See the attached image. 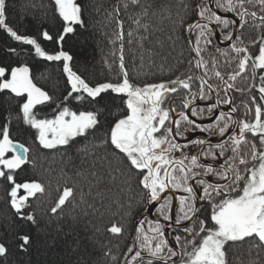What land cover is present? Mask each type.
Listing matches in <instances>:
<instances>
[{
  "label": "snow or ice",
  "instance_id": "6c2138e0",
  "mask_svg": "<svg viewBox=\"0 0 264 264\" xmlns=\"http://www.w3.org/2000/svg\"><path fill=\"white\" fill-rule=\"evenodd\" d=\"M131 2L137 4L138 0ZM212 3L213 0H192V15L196 19L185 28L187 32L195 33L194 46L190 49L195 55L189 63H194L196 70H203L202 74L140 86L130 80L125 69L123 45L119 58L123 79L90 85L70 67L73 57L68 52L60 50L50 54L36 39L20 35L9 26L6 0H0V29L15 41L31 45L36 56L47 61H62L70 86L63 100L87 101L90 106L85 110H73L62 102L53 110L52 118H39L37 106L46 105L52 97L34 82L27 66H0V92L7 91L22 99L19 110L23 122L35 130L39 145L44 149H59L70 146L77 138L87 139L89 135L102 132L101 143L119 156L129 171L135 170L145 204L158 205V219H142L135 228L134 239L139 249L128 248L131 255L125 264H176L172 258L178 253L170 246L165 233L166 227L173 226L177 231L183 230V235L174 236L176 246L181 249V264H227L229 242L251 239L256 241L257 247H264V103H257L253 96L254 118L237 120L234 114L238 109L229 95L234 88V83L229 81L234 82L251 67L253 77L257 70L260 72L261 83L257 91L260 100L264 101V34L258 38V52L233 42L241 40L234 32L236 25L243 29L251 21L257 28L264 29V0H214V6H210ZM249 5H258L259 12L250 11ZM54 6L63 22L62 32L56 38V42L62 44L68 34L75 32L76 25L84 27L82 6L77 0H54ZM217 9L232 13L233 18L219 15ZM217 29L220 38L230 42L231 52L235 53L233 59L238 58L237 70L231 73L219 71L215 57L210 69L209 61L204 58V53L213 45ZM43 38L54 39L47 31ZM117 38L123 40V33ZM9 51L15 52V49ZM216 51L221 55L228 54L218 47ZM209 71L218 84L210 82ZM194 80L199 81L195 92L192 91ZM181 89L185 90L181 98L183 110L177 112L171 101L164 107L170 95ZM116 97L121 98L125 107L119 118L109 119L110 105ZM198 101L207 102L206 107H198ZM222 106H227V110ZM245 108L249 105L245 104ZM188 113L197 119L207 115L212 122L207 125L197 123V119H191ZM188 131L228 138L216 144L205 138L178 143L175 138ZM249 133L251 140L247 138ZM241 145L248 148L243 155ZM193 148H196L195 152H192ZM29 151L24 144L11 138L7 123L0 127V178L12 185L9 192L11 207L22 219L35 223L34 216L24 215L22 209L29 197L44 192V186L37 181L17 183L14 178L16 170L28 162ZM201 157H204L203 161ZM221 158L224 162L219 164ZM206 178H212L214 182ZM20 189L25 195L18 196ZM170 192L181 195L169 196ZM72 195L73 190L65 187L51 211L57 212ZM174 201H178V205ZM198 201L210 205V212L203 218L204 209L198 206ZM146 222L149 225L147 232L144 229ZM108 230L113 234L122 233V228L115 224ZM21 240L22 249L30 244L28 235L22 236ZM6 254L7 248L0 244V256Z\"/></svg>",
  "mask_w": 264,
  "mask_h": 264
},
{
  "label": "trees",
  "instance_id": "16d2710c",
  "mask_svg": "<svg viewBox=\"0 0 264 264\" xmlns=\"http://www.w3.org/2000/svg\"><path fill=\"white\" fill-rule=\"evenodd\" d=\"M77 2L82 6L84 27L76 25L75 32L68 34L62 44H58L56 38L62 32L63 22L55 12L52 0H6L7 23L18 34L36 39L42 49L50 54L60 50L68 52L73 57L69 62L70 67L90 85L123 79L119 68L121 45L125 69L134 84L143 86L146 83L198 75L194 63H189L193 55L185 30L186 25L196 19L192 15V0H138L137 4L131 0ZM210 6H214V0ZM248 7L250 11L259 12L258 5ZM217 13L233 18L232 13H224L219 9ZM45 31L54 39L45 40ZM121 32L123 40L117 38ZM234 32L241 40L233 42L241 47H249L251 52H258V38L264 34V29L257 28L250 21L243 29L236 25ZM190 39L194 46L195 33H191ZM252 41H257V44L253 45ZM229 44L220 38L217 29L213 45L204 53L210 69L211 60L215 57L217 69L222 73L237 70L238 58L233 59L235 53L231 52ZM217 47L228 54L221 55L216 51ZM9 49H15V52ZM0 66H27L34 82L52 97L46 105L37 106L39 118H52L55 114L53 110L62 102L73 110L90 108L87 101L78 102L72 98L63 100L70 86L63 72L62 61H47L36 56L31 45L15 41L3 29H0ZM259 75L257 70L253 77L249 67L247 73L237 77L234 82L229 81L234 83L229 95L238 109L235 114L239 120L251 121L254 118L255 106L251 104L253 96L257 103H264L257 91L261 83ZM209 76L211 83H219L211 71ZM198 86L199 81L194 80L192 91H197ZM183 95V89L171 94L164 107H168L171 101V106L177 112L183 110ZM22 102V99L7 91L0 92V127L7 123L11 138L30 149L28 162L14 174L15 181H37L45 190L29 197L22 209L24 215L34 216L33 223L22 219L11 207L9 192L12 185L0 178V244L7 248V254L0 256V264H125L131 255L128 254V248L139 249L134 239L138 220L153 221L155 217L158 218L152 204L146 205L143 200L135 170L129 171L120 157L101 143L102 132L95 136L89 135L87 139L77 138L70 146L59 149L42 148L35 139V130L23 122L19 110ZM206 103L198 101V107H206ZM245 104L249 105L251 112L245 108ZM124 107L121 98H114L109 119L119 118ZM222 108L226 109L227 106ZM188 114L191 119L195 118ZM198 120L203 121L204 125L206 121H211L207 115ZM190 133L185 132L184 136L175 139L177 142L191 139ZM214 138L215 141L223 139L218 136ZM247 138L252 139L250 133ZM241 149V155L248 151L244 145H241ZM223 162L221 158L219 163ZM65 187L71 188L73 195L53 213L51 208ZM18 192V196L23 194L22 189ZM174 202L178 205V201ZM203 203L201 218L210 212V205L205 201ZM113 224L122 228L121 234H113L108 230ZM148 227L146 222V232ZM176 234L183 235V231H171L168 241L181 253L174 239ZM24 235L30 237V244L22 249L21 237ZM226 260L227 264H264V247H257L256 241L251 239L229 242ZM176 264H181V261Z\"/></svg>",
  "mask_w": 264,
  "mask_h": 264
},
{
  "label": "flooded vegetation",
  "instance_id": "af4514ba",
  "mask_svg": "<svg viewBox=\"0 0 264 264\" xmlns=\"http://www.w3.org/2000/svg\"><path fill=\"white\" fill-rule=\"evenodd\" d=\"M213 102H214V100H213ZM198 103V102H197ZM224 110H227V108L225 109V108H223ZM195 119V118H194ZM239 120V119H238ZM212 121H206V123H205V125H207V124H209V123H211ZM197 123H200V124H203V121H201V120H198L197 119ZM237 131H238V129H237ZM189 136H190V138L191 139H189V138H187V139H185L184 141H179L178 143H181V144H186V143H188V141L189 140H192V139H196V138H205V139H207V140H209L212 144H216L217 142H220L222 139H220V140H218V141H215L214 139V136H212V135H209L208 133H201V132H199V131H191V133L190 134H188ZM227 138V137H226ZM226 138H223V140H225ZM185 151H188V149H185ZM196 151V148H193L192 149V152H195ZM230 153V152H229ZM201 160L203 161L204 160V157H201ZM220 164V163H219ZM219 164H216L215 166H219ZM222 164V163H221ZM206 179H209L210 180V182H214V181H212V178H206ZM168 195H170V196H175L176 197V195H181V193H179V192H175V193H168ZM201 203H202V205L204 204L203 203V201H201ZM156 219H158V218H155V219H153V221L154 220H156Z\"/></svg>",
  "mask_w": 264,
  "mask_h": 264
},
{
  "label": "water",
  "instance_id": "95a60500",
  "mask_svg": "<svg viewBox=\"0 0 264 264\" xmlns=\"http://www.w3.org/2000/svg\"><path fill=\"white\" fill-rule=\"evenodd\" d=\"M237 28H238V26H237ZM190 35H191V33H189V32H188L187 35H186V39H187V42H188L189 50L193 47V46H192V43H189V41H191V39H190ZM190 52H191V51H190ZM191 53H192V55H193V57H194L195 54H194L193 52H191ZM197 71H198V70H197ZM199 74H202V71H201V70L198 71V75H199ZM234 118L238 120V118L236 117L235 114H234ZM227 138H228V137H227ZM227 138H226L225 140H227ZM217 167H219V166H217ZM197 203H198V206L202 207V203H201V201H198ZM139 221H140V220H138L137 224L139 223ZM189 226H191V225H189ZM166 228L171 229V230H174V231L177 232V228H176V226H173V227H166ZM165 230H166V229H165ZM179 231H183L182 228H181ZM166 239L168 240L167 236H166ZM173 248H174V247H173ZM174 249H175V248H174ZM175 251L178 253V255H177L178 258H177V260H175V262L178 263V262L181 261L182 256H181V253H180L179 250L177 251V250L175 249Z\"/></svg>",
  "mask_w": 264,
  "mask_h": 264
},
{
  "label": "rangeland",
  "instance_id": "374dc122",
  "mask_svg": "<svg viewBox=\"0 0 264 264\" xmlns=\"http://www.w3.org/2000/svg\"><path fill=\"white\" fill-rule=\"evenodd\" d=\"M52 1L54 2V0H52ZM235 115H236V114H235ZM236 117L238 118V116H236ZM22 191H23V194H22V195H25V192H24L23 189H22ZM18 193H19V192H18ZM22 195H19V196H22ZM152 206L154 207L155 210H156V208L158 207V205H152ZM202 206H203V205H202ZM155 207H156V208H155ZM155 218H157V217H155ZM155 218H154V219H155ZM165 229H166V230H165V233H166L167 238H168V233L170 234L171 231L174 232V233H177V232L174 231V230H171V229H168V228H165ZM148 234L151 235V233H148ZM172 247H173V246H172ZM175 249H176V248H175ZM175 249H174V250H175ZM176 250H177V249H176ZM178 250H179V249H178ZM178 250H177V251H178ZM179 251H180V250H179ZM173 258H174L173 260L175 261V260H177L178 256L173 257ZM175 258H176V259H175Z\"/></svg>",
  "mask_w": 264,
  "mask_h": 264
}]
</instances>
